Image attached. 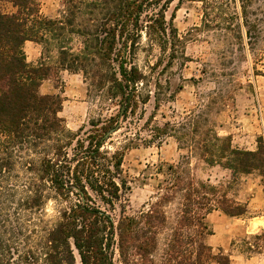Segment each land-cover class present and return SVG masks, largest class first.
<instances>
[{
    "label": "trees",
    "instance_id": "obj_1",
    "mask_svg": "<svg viewBox=\"0 0 264 264\" xmlns=\"http://www.w3.org/2000/svg\"><path fill=\"white\" fill-rule=\"evenodd\" d=\"M9 1L16 11H0V264H77V259L79 264H115L116 251L120 264H229L228 254H215L206 243L212 230L205 218L212 210L240 217L246 205L229 198L221 185L177 177L172 184L176 190L163 193L155 207L139 216L122 212L118 220L96 203L98 199L113 208L127 189L120 178L122 153L109 150L106 143L121 121L149 99V94L143 96L147 76L133 61L141 32L150 47L163 52L171 48L174 57L180 40L164 17L174 0H105L111 8L100 21L76 27L75 12L68 19L48 18L35 0ZM197 1L205 9H217V0ZM252 2L236 0L240 22L235 28L249 41L255 28L248 18ZM159 4L141 26L144 9ZM78 6L72 5L82 13ZM74 37L81 39L77 52L70 44ZM25 41L56 48L59 68L89 76L96 89L117 103L116 112L91 119L87 131L67 129L59 115L60 96L39 93L51 68L26 60ZM193 123L183 121L170 130L179 141L191 142L190 149L206 164L234 176L258 171L264 180L261 137L254 150L239 149L230 136ZM177 192H182L180 214L154 259L160 230L167 224L163 206ZM51 198L64 205L54 222L44 211Z\"/></svg>",
    "mask_w": 264,
    "mask_h": 264
},
{
    "label": "rangeland",
    "instance_id": "obj_2",
    "mask_svg": "<svg viewBox=\"0 0 264 264\" xmlns=\"http://www.w3.org/2000/svg\"><path fill=\"white\" fill-rule=\"evenodd\" d=\"M35 1L40 13L48 18L68 19L75 12V27L97 23L96 18L100 21L111 8L105 0H73L70 5L67 0ZM72 5H79L82 13ZM215 5L217 9L213 11L205 9L201 1L174 0L166 7L165 20L172 23L180 40L172 59L171 48L163 52L157 46L150 47L141 32L133 61L147 76L143 96L149 94V99L121 121L106 143L109 150L122 153L120 178L127 189H122L121 201L113 208L98 199L96 203L118 220L122 212L139 216L155 207L163 193L176 190L172 184L177 177L221 185L229 198L246 205V213L228 218L212 210L205 218L212 230L206 243L215 254L219 250L228 254L229 264H264V201L260 198L264 195V180L260 173L234 176L228 169L210 166L195 149H190L191 142L179 141L177 133L170 130L190 120L191 126L194 122L200 130L213 127L220 136H230L233 147L239 149L254 150L260 137L264 142L251 126L255 118L261 124L260 107H264V0H253L248 9V18L255 25L251 27L250 41L242 32L238 35L235 28L240 22L236 0H217ZM159 8L160 4L146 7L140 17L141 26ZM0 11L11 14L16 8L9 0H0ZM233 12H237L236 18L231 16ZM80 41L74 37L70 43L73 51L80 48ZM23 50L30 64L42 62L51 68L50 75L40 83L39 93L60 96L59 115L71 132L81 127L87 131L91 119L116 112L117 103L96 89L89 76L59 68L53 46L32 42ZM181 196L182 192H177L163 206L167 224L160 230L154 259L161 254L175 226ZM62 206L59 200H48L45 218L56 221ZM114 263L120 264L117 251Z\"/></svg>",
    "mask_w": 264,
    "mask_h": 264
},
{
    "label": "crops",
    "instance_id": "obj_3",
    "mask_svg": "<svg viewBox=\"0 0 264 264\" xmlns=\"http://www.w3.org/2000/svg\"><path fill=\"white\" fill-rule=\"evenodd\" d=\"M28 43H32V41H25L23 44V47H26L28 45ZM29 47H34L33 44H30ZM260 115L262 116L261 118V124L260 122H257L256 118L253 120L252 123V127L255 130V132H257L259 135H262L263 139H264V107L261 109L260 107ZM262 202L264 201V195H262L261 197ZM240 201V199H237ZM210 214V213H209ZM226 216V215H224ZM228 217V216H226ZM262 217V216H261ZM228 218H236V217H228ZM263 219V218H262Z\"/></svg>",
    "mask_w": 264,
    "mask_h": 264
}]
</instances>
